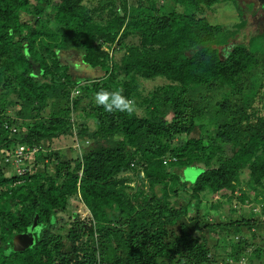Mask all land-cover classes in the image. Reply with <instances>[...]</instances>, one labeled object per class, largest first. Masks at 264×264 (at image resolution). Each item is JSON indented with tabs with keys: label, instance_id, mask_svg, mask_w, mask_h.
I'll return each mask as SVG.
<instances>
[{
	"label": "trees",
	"instance_id": "1",
	"mask_svg": "<svg viewBox=\"0 0 264 264\" xmlns=\"http://www.w3.org/2000/svg\"><path fill=\"white\" fill-rule=\"evenodd\" d=\"M87 1L0 0V264H264V58L229 47L253 5L226 30L204 16L225 0ZM19 145L39 147L22 175L3 161ZM72 198L89 218L62 222Z\"/></svg>",
	"mask_w": 264,
	"mask_h": 264
},
{
	"label": "rangeland",
	"instance_id": "2",
	"mask_svg": "<svg viewBox=\"0 0 264 264\" xmlns=\"http://www.w3.org/2000/svg\"><path fill=\"white\" fill-rule=\"evenodd\" d=\"M99 0H88L86 2V5L88 7H95L97 6ZM240 3V8L237 5V3L233 2L232 0H225L223 2H220L218 4H215L211 9L206 10L204 16L207 18V20L213 24L220 26L223 29L226 30H232L238 23H240L241 18L244 20H247L246 27L242 28L236 38L230 43L229 47L237 45L239 43H247L250 41L251 38L254 37L253 44L250 45V49L253 53H256L259 58H264V38H257L258 35L264 36V14L262 10H257L259 5L257 4L256 0H237ZM130 2V1H128ZM252 2L254 3V15L251 14H244L242 12H247L250 9L251 4H247L245 7H243V4ZM130 4V3H129ZM118 8V7H117ZM242 11V12H239ZM242 13V15H240ZM244 14V15H243ZM243 16L240 18V16ZM245 16V17H244ZM106 17V15L104 16ZM255 22V23H254ZM251 24V25H250ZM255 24V25H254ZM257 34V35H255ZM254 35L253 37H250ZM248 39V40H247ZM226 48V47H225ZM225 48H220L221 53L225 51ZM120 54V52H119ZM119 54L116 55V57L119 56ZM67 62H69V67L73 68L77 75L81 74L84 69H79L76 65V62H80L78 54L73 55V57L66 58ZM96 72V71H95ZM100 74V73H99ZM84 77V75L82 76ZM78 82L82 81L81 79H77ZM163 80L160 78H156L154 80L144 81L142 82V94H147L148 91L152 90L154 87L163 84ZM140 113V110L138 111ZM73 142H71L70 139H62L59 142L54 144V149L56 152H68L69 149H67L70 145H72ZM72 148V147H71ZM71 150V149H70ZM73 153L76 154L75 151ZM198 172L196 168H188L182 172V176L187 181L194 180V176L197 175ZM238 196V194H237ZM204 206H207V203L203 201L202 203ZM76 205H78V202L76 198H72L68 205V212L67 213H61L60 216L62 217V222L69 221L70 215L72 212L76 211V213L80 216L82 219L89 218V212L88 210L79 203L78 207L76 208ZM248 207H245L247 209ZM249 209V208H248ZM258 210V209H256ZM216 217L217 215L215 212H210L209 218L212 219L213 216Z\"/></svg>",
	"mask_w": 264,
	"mask_h": 264
},
{
	"label": "clouds",
	"instance_id": "3",
	"mask_svg": "<svg viewBox=\"0 0 264 264\" xmlns=\"http://www.w3.org/2000/svg\"><path fill=\"white\" fill-rule=\"evenodd\" d=\"M94 102L106 112H120L132 116L137 112V105L134 99L123 95V89L106 90L101 88L95 93Z\"/></svg>",
	"mask_w": 264,
	"mask_h": 264
},
{
	"label": "built area",
	"instance_id": "4",
	"mask_svg": "<svg viewBox=\"0 0 264 264\" xmlns=\"http://www.w3.org/2000/svg\"><path fill=\"white\" fill-rule=\"evenodd\" d=\"M107 50V49H104ZM79 94V91L77 89H74L71 93V98L76 97ZM7 125H5V128L7 129ZM16 129H12V133H15ZM87 144V142H85ZM72 149L74 151H77L80 154L81 151V144L80 141L75 137L74 141L71 145ZM39 150V147L36 146H27V145H19L15 147L12 151L8 152V155L3 160L4 163L9 167L15 170V172L18 175H22L24 173V167L23 162L25 157H28L29 155L36 153ZM165 163V162H164ZM133 166V164H131ZM141 175L142 172H141ZM229 264H232L231 261H229ZM239 264H245V260L242 259Z\"/></svg>",
	"mask_w": 264,
	"mask_h": 264
},
{
	"label": "water",
	"instance_id": "5",
	"mask_svg": "<svg viewBox=\"0 0 264 264\" xmlns=\"http://www.w3.org/2000/svg\"><path fill=\"white\" fill-rule=\"evenodd\" d=\"M82 68L86 70L89 75H93V70H91L87 65H83ZM100 73V72H99ZM98 76H101V73ZM197 175L194 176V179L196 178ZM36 227V221L34 219L32 225L26 230V232L21 233L17 236L14 237L13 239V250L15 251H23L28 247H31L34 242V229Z\"/></svg>",
	"mask_w": 264,
	"mask_h": 264
},
{
	"label": "flooded vegetation",
	"instance_id": "6",
	"mask_svg": "<svg viewBox=\"0 0 264 264\" xmlns=\"http://www.w3.org/2000/svg\"><path fill=\"white\" fill-rule=\"evenodd\" d=\"M237 1V0H236ZM238 2V1H237ZM257 4L259 5V7H257L258 9L257 10H262L263 11V14H264V0H256ZM239 3V2H238ZM240 4V3H239ZM247 4H251L253 5V8H252V11H254V3L252 2H249V3H245L243 4V7H245ZM264 20V19H263ZM72 70L74 71V73H77L73 68ZM89 74L86 70L82 71L81 74H79V76L77 75V78H80L82 79V76L84 75V77Z\"/></svg>",
	"mask_w": 264,
	"mask_h": 264
},
{
	"label": "crops",
	"instance_id": "7",
	"mask_svg": "<svg viewBox=\"0 0 264 264\" xmlns=\"http://www.w3.org/2000/svg\"><path fill=\"white\" fill-rule=\"evenodd\" d=\"M246 20V19H245ZM255 23V22H254ZM246 25H247V20H246ZM251 25V24H250ZM255 25V24H254ZM246 27V26H245ZM257 35V34H255ZM254 35L250 36V37H253ZM248 40V39H247ZM239 44H245V43H239ZM246 44H247V41H246Z\"/></svg>",
	"mask_w": 264,
	"mask_h": 264
}]
</instances>
